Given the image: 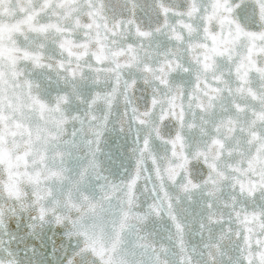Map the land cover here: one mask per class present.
I'll return each instance as SVG.
<instances>
[{
	"label": "snow or ice",
	"instance_id": "6c2138e0",
	"mask_svg": "<svg viewBox=\"0 0 264 264\" xmlns=\"http://www.w3.org/2000/svg\"><path fill=\"white\" fill-rule=\"evenodd\" d=\"M0 264H264V0H0Z\"/></svg>",
	"mask_w": 264,
	"mask_h": 264
}]
</instances>
